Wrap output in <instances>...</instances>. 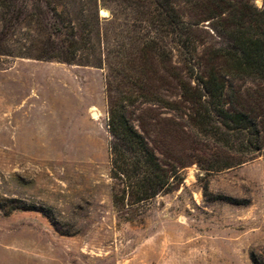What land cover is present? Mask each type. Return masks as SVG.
Returning a JSON list of instances; mask_svg holds the SVG:
<instances>
[{
    "label": "rangeland",
    "instance_id": "obj_1",
    "mask_svg": "<svg viewBox=\"0 0 264 264\" xmlns=\"http://www.w3.org/2000/svg\"><path fill=\"white\" fill-rule=\"evenodd\" d=\"M217 22L190 0H0V264H253L264 154L217 111L258 114L264 78ZM111 106L178 167L172 191L122 200Z\"/></svg>",
    "mask_w": 264,
    "mask_h": 264
},
{
    "label": "trees",
    "instance_id": "obj_2",
    "mask_svg": "<svg viewBox=\"0 0 264 264\" xmlns=\"http://www.w3.org/2000/svg\"><path fill=\"white\" fill-rule=\"evenodd\" d=\"M190 1L196 12L204 18L219 20L212 28L220 39L227 40L223 51L238 59L246 57L249 61L245 64V71L256 78H264V0L260 8L254 5L253 0ZM176 24L183 23L178 21ZM246 32L253 33V36L238 42L241 38H236ZM209 81L203 82L207 84ZM221 88H225L224 83ZM257 112L263 114L261 119H257L258 114L250 110L228 112L220 108L217 111L226 129L238 131L241 138L238 152L249 159L264 154V107L259 105ZM107 131L110 177L119 187L126 205L139 204L159 194L168 193L181 182L178 167L161 163L143 132L124 113L112 106L108 111ZM119 199L114 193L115 204ZM250 258L253 264H264V251L252 253Z\"/></svg>",
    "mask_w": 264,
    "mask_h": 264
},
{
    "label": "bare ground",
    "instance_id": "obj_3",
    "mask_svg": "<svg viewBox=\"0 0 264 264\" xmlns=\"http://www.w3.org/2000/svg\"><path fill=\"white\" fill-rule=\"evenodd\" d=\"M94 114V113H93Z\"/></svg>",
    "mask_w": 264,
    "mask_h": 264
}]
</instances>
